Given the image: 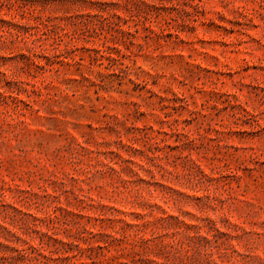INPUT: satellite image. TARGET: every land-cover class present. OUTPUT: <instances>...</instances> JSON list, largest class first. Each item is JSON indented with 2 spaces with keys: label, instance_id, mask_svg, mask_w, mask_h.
<instances>
[{
  "label": "rangeland",
  "instance_id": "rangeland-1",
  "mask_svg": "<svg viewBox=\"0 0 264 264\" xmlns=\"http://www.w3.org/2000/svg\"><path fill=\"white\" fill-rule=\"evenodd\" d=\"M0 264H264V0H0Z\"/></svg>",
  "mask_w": 264,
  "mask_h": 264
}]
</instances>
